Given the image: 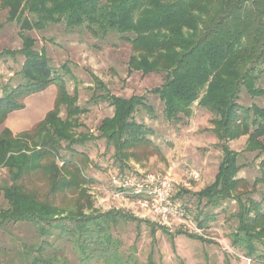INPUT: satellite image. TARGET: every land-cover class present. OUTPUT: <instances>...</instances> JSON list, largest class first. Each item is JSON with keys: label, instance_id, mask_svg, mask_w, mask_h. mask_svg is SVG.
Wrapping results in <instances>:
<instances>
[{"label": "trees", "instance_id": "trees-1", "mask_svg": "<svg viewBox=\"0 0 264 264\" xmlns=\"http://www.w3.org/2000/svg\"><path fill=\"white\" fill-rule=\"evenodd\" d=\"M0 7L7 11V21L20 22L22 30L62 22L68 29L84 28L97 39L117 35L131 47L129 71L164 76L163 84L150 93L162 103L166 120L189 118L195 102L207 111L222 157L213 182L194 195L210 207L234 200L238 211L232 245L246 251L247 256L255 253L254 242L264 239V198L255 202L246 196L249 191H239L248 185L237 177L241 153L231 151L227 143L247 136L244 151L264 155V107L238 103L242 90L251 97L263 95L257 82L264 65V0H0ZM25 13L32 21L22 18ZM17 54L23 57L17 73L20 81L15 87L2 89L0 126L11 113L24 108L26 97L51 85L56 87V95L53 108L32 130L13 135L3 128L0 133V168L8 175L7 182H0L7 206L0 210V228L31 224L39 238L55 236L69 243L80 264H133L120 251L121 242L111 235L120 221H131L132 217L113 210L98 213L89 202L85 207L75 204L72 210L63 211L54 198L66 192L84 193L83 172L89 159L75 150L76 145L105 140L121 164L134 157L132 150L149 146L147 135L151 131L133 115L140 109L152 114V107L143 96H114L93 78L97 88L104 90L96 99L108 102L113 115L101 121L98 136L76 135L78 116L83 113L76 94L68 93L62 76L33 48L31 39L24 38L18 52H1L0 59ZM62 110L64 119L60 117ZM62 151L69 153L68 158L61 156ZM34 174L48 185L43 198L26 185ZM258 184L264 186V173L252 185ZM187 237L201 240L192 234ZM22 247L18 255L24 264L64 262L55 254L45 255L46 248L52 247L46 240L36 247ZM148 264H152L150 259Z\"/></svg>", "mask_w": 264, "mask_h": 264}, {"label": "rangeland", "instance_id": "rangeland-1", "mask_svg": "<svg viewBox=\"0 0 264 264\" xmlns=\"http://www.w3.org/2000/svg\"><path fill=\"white\" fill-rule=\"evenodd\" d=\"M24 17L32 21L28 13ZM26 37L62 76L68 93L76 94L77 106L83 110L78 116L80 126L74 130L76 135L98 136L97 128L101 121L113 115V107L108 102L96 99L104 90L97 88L93 78L102 82L114 96H143L153 109L152 114L140 109L133 115L136 122L151 131L147 135L150 145L132 150L134 157L125 159L122 164L105 140L91 139L74 147L89 159L88 168L83 172L86 183L81 188L84 193L56 195L54 204L57 207L68 211L75 204L85 207L89 202L98 213L113 210L132 217L131 221H120L111 230V235L121 242L120 251L125 258L130 257L133 264H148L149 259L152 264H264V239L261 243L254 242L256 251L251 256L232 245L231 236L236 231L235 214L238 211L234 200H225L218 207H210L205 200H198L194 195L213 182L222 157L218 141L211 132L212 116L207 111L195 102L189 118H181L178 122L166 120L162 114V103L150 93L163 84L164 76L129 71L127 63L132 54L131 47L117 35L97 39L84 28L68 29L62 22L22 30L20 22L7 21V11L0 7V53L20 51ZM22 63L20 54L0 59V97L5 86L12 88L19 83L17 73ZM261 70L257 87L263 90V95L251 97L242 90L239 104L264 107V65ZM51 86L22 100L26 110L18 115L19 118L23 120L31 113H37L38 118L20 133L32 130L53 108L56 87ZM60 117L65 118L64 110ZM3 128H6L4 123L0 126V133ZM246 144L247 136H242L229 141L227 146L231 151L241 153L238 160L241 169L237 177L246 180L248 185L239 191H249L246 196L260 202L264 198V186L252 184L264 173V155L257 157L256 153L245 152ZM61 156L68 158L69 153L62 151ZM57 163L61 166L59 160ZM192 171L200 175L197 182L189 180L188 175ZM128 173L168 175L173 182L171 201L178 206V215L161 223L142 206L139 199L126 192L117 193L111 183V175ZM2 181L7 182L8 175L5 169L0 168ZM26 185L41 198L47 195L48 185L38 174L32 175ZM6 208L0 193V210ZM83 211L88 213L86 208ZM261 223L264 225V219ZM187 234L201 240L191 239ZM43 240L52 245L46 248L45 255L55 254L64 260L57 264H80L69 243L59 241L55 236L39 238L33 225L23 223L0 228V264H24L18 255L23 251L22 246L36 247Z\"/></svg>", "mask_w": 264, "mask_h": 264}, {"label": "built area", "instance_id": "built-area-1", "mask_svg": "<svg viewBox=\"0 0 264 264\" xmlns=\"http://www.w3.org/2000/svg\"><path fill=\"white\" fill-rule=\"evenodd\" d=\"M189 180L197 182L200 179L198 172H190ZM111 183L118 191L139 199L142 206L147 208L157 220L165 223L171 217L178 215V206L172 201L173 182L168 176L136 175L133 173L111 175Z\"/></svg>", "mask_w": 264, "mask_h": 264}, {"label": "crops", "instance_id": "crops-1", "mask_svg": "<svg viewBox=\"0 0 264 264\" xmlns=\"http://www.w3.org/2000/svg\"><path fill=\"white\" fill-rule=\"evenodd\" d=\"M40 107L43 108L42 104ZM24 110H26V106L24 107V109L20 111L11 113L4 122L5 127L9 129L11 133H13V135L19 134L21 131L25 130L26 128L28 129L32 124H34L35 120L38 118V116L36 115L37 113H33V114L31 113L22 120L21 118H19L18 115Z\"/></svg>", "mask_w": 264, "mask_h": 264}]
</instances>
